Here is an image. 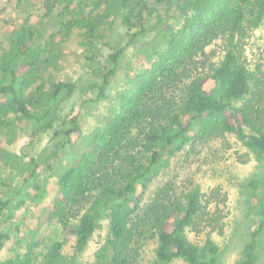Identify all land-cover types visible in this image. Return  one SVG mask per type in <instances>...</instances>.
<instances>
[{
    "label": "trees",
    "instance_id": "1",
    "mask_svg": "<svg viewBox=\"0 0 264 264\" xmlns=\"http://www.w3.org/2000/svg\"><path fill=\"white\" fill-rule=\"evenodd\" d=\"M85 1L91 2L88 12L80 13L66 0L58 16L65 32L82 30L92 50L88 59L93 60L101 27L111 16L119 17L129 31L135 28L132 39L149 31L148 21L159 8L187 16L175 30L162 23L165 48L148 66L127 74L116 111L102 129L87 136L83 151L59 171L46 208L73 245L68 256L62 242H52L42 262L76 264L100 220L107 217L108 236L95 250L94 264H139V247L149 239L155 248L148 264H170L175 259L217 264L218 246L210 233L222 229L227 197L220 187L195 186L172 197L168 189L159 190L143 208L137 193L190 142L194 130L232 132L256 158H264V88L259 87L262 81L249 70L244 55L249 31L264 21V0ZM52 8L53 3L47 5L48 11ZM48 35L57 36L51 30ZM35 36L34 26L12 28L9 48L0 54V134L11 132L21 118L39 131L52 128L60 118L61 103L73 90L70 81L37 80L44 49L34 44ZM216 41H220L219 54L207 52L206 46ZM122 51L118 46L106 54L99 71L98 97L105 96ZM56 57L49 65L55 64ZM77 118L72 110L62 121L68 142L71 136L82 137ZM17 157L16 151L0 144V160L5 164L13 160L22 184L35 185L43 194L44 187L36 184L39 163L34 157L22 161ZM256 183L250 180L253 188ZM12 185L0 177V217L4 215L24 247L33 250L38 245L37 228L14 217L12 208L22 202V191L18 187L20 195L15 196L8 191ZM260 228L250 232L232 264L255 263ZM188 232H204L205 238L196 243ZM8 238L9 229H1L0 247ZM0 264H31V258L13 251Z\"/></svg>",
    "mask_w": 264,
    "mask_h": 264
},
{
    "label": "rangeland",
    "instance_id": "2",
    "mask_svg": "<svg viewBox=\"0 0 264 264\" xmlns=\"http://www.w3.org/2000/svg\"><path fill=\"white\" fill-rule=\"evenodd\" d=\"M64 2L66 0H0V54L9 48L8 37L12 28L34 26V44H39L44 49L37 80L46 79L47 84L58 80L74 84L69 97L61 103L60 118L52 128L39 131L31 122L21 118L15 120L11 132L0 134V144L9 152L16 151L18 160L34 157L39 163L36 184L44 187V193L39 194L37 186L22 184L20 171L13 160L9 164L0 160V177L14 184L13 187H8V191L17 197L20 195L19 188L22 191V202L12 208V213L14 217L22 218L30 226L37 228L35 239L38 240L35 249H26L19 240L18 233L9 228L8 221L2 215L0 230L9 229V238L0 247V262L17 251L29 256L31 264H44L42 256L46 247L55 241L62 242L63 252L70 254L72 239L65 237L61 226L49 216L46 208L47 200L55 189L57 175L83 151L87 136L94 130L102 129L108 117L116 111L119 94L127 84V74L148 66L165 48L163 24L175 30L187 16L179 10L171 9L165 13L159 8L148 21L149 31L135 39L130 35L135 32V28L129 31L121 24L119 17L111 16L101 27V36L93 50L96 59L93 60L88 59L92 57V50L82 30L71 28L65 32L61 29L58 12L62 10ZM69 2L70 7L78 8L80 13H86L91 8L89 1ZM51 3L53 8L48 11L47 5ZM64 15L69 17L67 13ZM50 30L57 35L56 38L48 35ZM219 43L220 41H216L206 46V51L214 50L219 54ZM118 46L123 48L119 66L110 78L105 96L98 97L100 67L106 54ZM244 48L248 68L262 81L259 87L264 88V21L249 31ZM55 55V64L49 65ZM72 110L77 111L82 137L71 136L68 142L62 121ZM191 134L190 142L171 158L168 165L157 172L144 188L138 189L139 208L145 207L159 190L168 189L167 192L172 197L195 186L202 190L218 186L227 199L223 207L222 229L210 233L218 246L217 264H232L237 260L250 232L257 227L261 228L257 236L254 264H264V158H256L246 143L232 132L211 130L200 134L194 130ZM252 179L257 181L255 188L250 185ZM187 235L199 244L205 238L204 232H188ZM107 236L108 219L104 217L77 257L76 264H94V252ZM154 248L153 239L146 240L139 247V264H148ZM170 264L188 263L175 259Z\"/></svg>",
    "mask_w": 264,
    "mask_h": 264
}]
</instances>
